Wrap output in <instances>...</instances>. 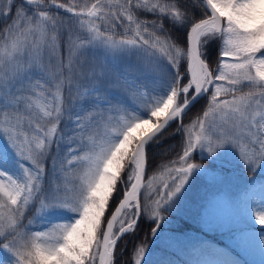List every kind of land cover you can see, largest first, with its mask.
<instances>
[{
    "label": "snow or ice",
    "instance_id": "1",
    "mask_svg": "<svg viewBox=\"0 0 264 264\" xmlns=\"http://www.w3.org/2000/svg\"><path fill=\"white\" fill-rule=\"evenodd\" d=\"M201 3L204 12L196 21L177 4L150 0H95L90 7L58 0L47 4L45 0H6L0 9V22H6L0 30L4 41L0 135L15 160L12 170L7 158L0 156V248L11 254L8 264H115L118 242L130 230L134 232L145 215L138 193L148 163L147 148L160 141L170 122H176V131L189 135L180 167L170 170L172 185L164 183L165 195L147 205L146 214L153 221L150 234L157 239L166 220L164 213L172 210L183 185L202 167L189 162L197 149L214 155L231 145L249 172L264 166V0ZM51 8L62 9L69 19L75 17L86 27L88 35L80 47L135 56L139 63L134 71L139 75L129 79L130 68L104 66L99 72L92 67L77 73L71 62L65 66L59 56L56 72H50L40 58L45 51H58L57 33L63 23ZM136 9L151 12L157 19L140 20L134 15ZM165 18L187 29L183 47L165 31ZM96 21L105 25L104 31ZM117 27L122 30L120 39L115 38ZM213 42L220 43L215 67L208 58ZM181 61H185L183 70ZM160 65L168 68L167 79L150 87L148 74ZM36 68L39 72L33 80L30 73ZM81 80L91 81V99L76 112L63 106V92L67 88L71 93ZM97 81L124 87L140 102L126 105ZM244 87L248 91L243 92ZM203 97H209L208 110L188 130L183 117ZM66 114L67 122L74 124L67 132L62 126ZM64 143L68 147L62 157L59 149ZM49 157L54 172L58 165L62 169L85 165L82 182L69 190L54 176L46 188L43 161ZM125 168L128 173L122 180ZM114 193H122L123 199L105 220ZM36 201L40 204L37 214L63 209L73 214L72 219L55 225L54 231H37L29 237L21 229L25 212ZM126 209L131 211L130 218L121 215ZM253 220L264 229V211L255 212ZM260 240L264 243V234ZM146 252V246L139 247L135 264H144ZM200 255L197 264H225L211 249L201 248Z\"/></svg>",
    "mask_w": 264,
    "mask_h": 264
},
{
    "label": "trees",
    "instance_id": "2",
    "mask_svg": "<svg viewBox=\"0 0 264 264\" xmlns=\"http://www.w3.org/2000/svg\"><path fill=\"white\" fill-rule=\"evenodd\" d=\"M6 0H0V9H2L5 5ZM95 0H58V3H76L77 5L91 6ZM123 2V0H121ZM153 4L160 5H168V4H177L181 11L185 12L186 15L198 21L201 18V14L204 12V6L199 0H150ZM45 3H49V0H45ZM53 13L58 14V18L63 21L62 25L58 30V43L61 49V54L64 59L67 56L68 46L73 41H81L85 40L88 33L87 30L82 26L79 21L76 20L75 17L69 19L70 14L64 12L62 9L51 8L48 9ZM115 11V9H113ZM134 15L138 17L140 20L152 21L156 20L157 16L151 12H147L141 9H136L134 11ZM164 29L168 33L173 43L179 44L181 47L184 46L183 42L185 39L186 28L181 25H175L170 22L168 18H165L163 21ZM99 25L101 31H104L105 25L100 21H96ZM126 23V21H125ZM6 27V22H0V30ZM121 28H116L115 38H121ZM69 37H71V41H69ZM4 44V41L0 39V56H1V47ZM220 49L219 42H213L209 45L208 48V58L212 61V66L215 67L218 62V52ZM91 63L96 62L95 59H89ZM138 60L136 57H132L129 60H115L114 58H110L106 61V63L102 65H98L93 63L92 67H95L99 72L101 70V66L112 68H130L131 75L129 79H133L135 76L139 75L138 72L134 71L136 66L138 65ZM167 63L166 61L164 62ZM185 61H181V66L183 70V66ZM83 65V67H81ZM77 73L85 72V65L81 62L78 64L75 69ZM168 68L164 67V65H160L156 68L154 72L148 74L147 83L150 87H158L162 85L163 82L167 79ZM103 90H105L108 94L113 95L116 99L124 101L126 105H130L133 102L139 103L138 98H134L133 95L126 91L124 87L115 86L109 84L108 82L100 83L96 82ZM91 81L90 80H81V84L78 87H73L71 93H69L68 89L64 90V103L63 106L65 108H74L76 112L81 110V106L84 105L86 100H90L91 97L88 93L91 91ZM243 92L248 91L246 87L242 88ZM209 97H204L201 99L196 105H194L189 112L184 116L182 123L186 129L192 130V126L196 123V121L200 118H203V112L208 110V101ZM224 99V98H223ZM115 102V101H114ZM102 109H95L94 111H101ZM105 115L107 113L105 112ZM75 116L73 115L72 119L75 120ZM65 127V131L67 132L71 128L74 127V124L67 122V114H66V123L62 125ZM177 124L174 122L165 132L162 134V138L158 143H151L147 148V157H148V169L147 176L145 179V185L141 197V207L145 212V215L142 216L141 222L138 225V228L132 232L129 231L125 234L121 240L119 241L116 252L114 255L115 264H135L136 253L140 246L147 247V257L144 258V264H197V260L201 258L200 249H211L216 252L217 258L221 259L225 262V264H251L245 256L242 254L240 250H238L235 246L228 243L224 238L218 236V233H212L208 231L205 226H203L200 221V217L196 216L194 208L197 207V198L201 190L200 184L198 182L193 183V186H189L190 193H183V195H179L176 203L173 205L172 210L170 212L164 213L166 218L165 223L161 225L162 232L160 233L159 239H153V236L150 234V229L153 225V221L149 219L146 214L148 211L147 205L151 203L152 200L159 199L160 197L165 195V189L163 188L164 183H168L170 186L172 185V180L170 178V170L174 168L180 167L179 157L182 155L183 146L188 139L189 132H179L176 131ZM3 138V137H2ZM67 143L61 145L59 149L60 155L63 157L67 153ZM52 155H56V149H53ZM0 156L6 157L9 163V166L12 170H14V160L15 157L11 150L9 149L6 142L0 141ZM189 162H197L200 164H205L212 169L224 168L226 170H232L230 167L221 165L220 167L216 165L214 160L209 158H204L200 156V149H197L193 153V160ZM43 163L46 166V178H45V187L46 182L48 180V174L53 170L52 160L49 157L44 160ZM85 165L77 166L75 169L67 168L62 169L59 165L55 169V172L52 178L55 176L57 181H60L61 185L67 186L69 190L73 188V185H79L82 182V175ZM126 171L122 173V180L125 175H127ZM259 170H264V166H261ZM64 173H67L65 175ZM256 175V179L264 183V172H254ZM175 173H171L174 175ZM243 174H253V172H243ZM199 173L194 172V176H199ZM163 178L161 183L157 185V189L154 194H150L151 188L149 185L153 184V180L156 178ZM121 182H118V188ZM187 186V185H186ZM250 186V182L245 180L243 181L241 187L239 188L240 194L236 198V205L241 211L245 206L248 205L249 199L247 197L248 188ZM193 187H196V191H193ZM47 188V187H46ZM184 187H182L183 190ZM185 189V188H184ZM186 191V189H185ZM158 193V194H157ZM244 193V195H242ZM185 195V198H184ZM123 198L122 193H114V196L109 201V207L106 214V220L109 219L110 214L113 212L115 207L118 204V201ZM181 198H184V203H182ZM37 201L36 203H38ZM184 204V205H183ZM30 214L25 215L23 224L24 234L31 237L34 233V230L31 228H27L26 224L29 220ZM253 226V225H252ZM255 228H261V226H254ZM168 233L180 234L183 238H186L190 244H187L186 247L180 241L174 242L171 241L169 236L164 237ZM20 243H25L24 238L22 237ZM11 254L6 253L2 248H0V264H8V259Z\"/></svg>",
    "mask_w": 264,
    "mask_h": 264
},
{
    "label": "rangeland",
    "instance_id": "3",
    "mask_svg": "<svg viewBox=\"0 0 264 264\" xmlns=\"http://www.w3.org/2000/svg\"><path fill=\"white\" fill-rule=\"evenodd\" d=\"M84 28L86 29V27ZM82 41L83 40L80 42L72 41L69 44L65 59L61 54V49L58 43V51L55 54L49 51L43 52L40 62L47 66L49 71L54 74L56 72V56L60 57L65 66L71 62L75 69L82 60L85 65V72H88L91 69L93 63L102 65L110 58H114L115 60H129L132 57H135L127 55L114 56L112 53L106 52L102 47H80ZM3 45L1 47L0 58L4 56ZM95 58L96 62L91 63V61H89V59ZM38 72L39 69L36 68L30 73L33 80H35L36 73ZM66 89L67 88L64 90ZM223 98L224 97H221V99ZM2 119L3 116L0 115V120ZM2 137L3 136L0 135V141L6 142L4 137ZM200 156L214 160L219 167L225 165L232 170L225 171L224 168L212 169L205 164H201L202 167L195 171L200 175L197 177L193 174V177L190 178L189 182L183 185L186 189L185 191L183 188V193H190L189 186H193L192 182H198L200 184L199 190H201V192L197 198L198 205L194 208L196 216L200 217V221L208 231L218 233V236L224 238L228 243L235 246L251 264H264V243L260 240V236L264 234V229L255 228L254 226L260 225L253 220L255 212L264 211V183L256 179L255 173L248 176L247 174H243V172H247L248 167L240 158L238 151L231 145H226L224 148L218 149L214 155H210L206 149L201 148ZM256 171L259 173L264 172V170L259 169ZM53 174L54 171H51L48 174L49 177L46 182V187L49 186V181L52 179ZM64 174L67 175V173ZM161 180H163V178L161 179L159 177H156L153 180L149 196L154 194L158 188L157 185L161 183ZM245 180L250 182L247 192L249 203L239 211V208L235 206L236 198L240 194L239 188ZM58 183H60V181H58ZM193 191H196V187H193ZM183 193H180V195H183ZM242 195H244V193H242ZM184 198H181L182 203H184ZM36 202L33 205H30L29 209L25 212V215L31 213L26 227L33 229L34 233L37 231H54L55 225L68 222L72 219L73 214L63 209L54 210L48 215L42 213L37 214L36 209L40 207V204L39 202ZM106 214L104 218L105 220ZM130 215V209H126L122 214V216L126 218H130ZM29 221L32 222L29 223ZM117 227H119V224H117ZM21 232L24 233L23 230ZM166 236H169L171 241H180L184 245L182 247H186L187 244H190V242L180 234L168 233L164 237ZM153 239H155V237H153ZM147 255L148 253L146 252L144 258H146Z\"/></svg>",
    "mask_w": 264,
    "mask_h": 264
},
{
    "label": "water",
    "instance_id": "4",
    "mask_svg": "<svg viewBox=\"0 0 264 264\" xmlns=\"http://www.w3.org/2000/svg\"><path fill=\"white\" fill-rule=\"evenodd\" d=\"M200 2H201V0H199ZM204 98V97H203ZM202 98H199L198 99V102L201 100ZM198 102H194V104H192V105H190L189 106V110L196 104V103H198ZM189 110H187L186 111V113L189 111ZM175 121H173V122H170V125H169V127L174 123ZM168 127V128H169ZM147 169H148V163H147V166H146V169H145V172L143 173V176H142V180H141V187H140V189H139V193H138V195H139V199H140V204H141V195H142V193H143V189H144V185H145V179H146V176H147ZM123 199V198H122ZM121 199V200H122ZM117 206H118V204H117ZM116 208V207H115ZM125 210H122V213H121V215L123 214V212H124ZM113 212H115V209H114V211ZM112 212V213H113ZM110 218V217H109Z\"/></svg>",
    "mask_w": 264,
    "mask_h": 264
}]
</instances>
